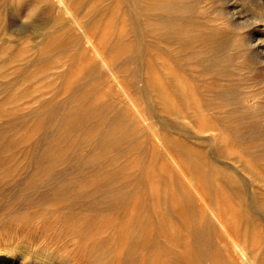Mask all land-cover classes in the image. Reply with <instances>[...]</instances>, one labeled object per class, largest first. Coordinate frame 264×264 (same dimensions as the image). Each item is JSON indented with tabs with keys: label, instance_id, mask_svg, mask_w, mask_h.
Instances as JSON below:
<instances>
[{
	"label": "rangeland",
	"instance_id": "374dc122",
	"mask_svg": "<svg viewBox=\"0 0 264 264\" xmlns=\"http://www.w3.org/2000/svg\"><path fill=\"white\" fill-rule=\"evenodd\" d=\"M227 1L0 0V264H264V9Z\"/></svg>",
	"mask_w": 264,
	"mask_h": 264
},
{
	"label": "bare ground",
	"instance_id": "6f19581e",
	"mask_svg": "<svg viewBox=\"0 0 264 264\" xmlns=\"http://www.w3.org/2000/svg\"><path fill=\"white\" fill-rule=\"evenodd\" d=\"M228 1H230V0H228ZM246 2H249L248 4L251 3L256 10L257 9H264V0H246ZM245 4H247V3H245ZM236 6L237 5H235L234 2H232L231 5L229 4V7L232 9H235ZM232 17L236 18L237 15L235 16V14H234V15H232ZM237 18H242V16H239ZM233 23H235V22H233ZM262 35H264V32L260 34V31H258V29H257L253 32H250L249 38L247 37L248 39L246 41L247 47L251 50V53L253 54L252 56H254L256 61L259 64H261L260 68L264 67V36L262 37ZM256 61L255 62L253 61V63L255 64ZM0 260H5V259H0ZM12 263H13L12 259H10L9 262H6V264H12Z\"/></svg>",
	"mask_w": 264,
	"mask_h": 264
}]
</instances>
